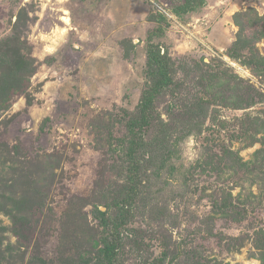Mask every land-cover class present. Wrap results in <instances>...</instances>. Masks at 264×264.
Instances as JSON below:
<instances>
[{
	"label": "rangeland",
	"instance_id": "1",
	"mask_svg": "<svg viewBox=\"0 0 264 264\" xmlns=\"http://www.w3.org/2000/svg\"><path fill=\"white\" fill-rule=\"evenodd\" d=\"M183 2L0 0V264H98L149 45L170 83L115 263L264 264V0ZM241 21L253 53L232 51Z\"/></svg>",
	"mask_w": 264,
	"mask_h": 264
},
{
	"label": "trees",
	"instance_id": "2",
	"mask_svg": "<svg viewBox=\"0 0 264 264\" xmlns=\"http://www.w3.org/2000/svg\"><path fill=\"white\" fill-rule=\"evenodd\" d=\"M204 0H184L183 4L177 6L175 8L176 14H183L192 12L195 7L203 5ZM239 17H245L244 13L236 14ZM163 17V16H162ZM246 18V17H245ZM246 21V19H245ZM242 22V21H241ZM243 26L238 25V34L237 41L232 45V51L237 49L239 46L242 51L246 49L248 52L255 49V42L257 39L254 36H251L249 32H245L244 29L247 27V24L242 22ZM257 29V28H256ZM251 30L257 36L264 37V31L261 30ZM156 34H160V31L153 32L149 34L148 40L151 43L153 36ZM248 34L251 36L249 37ZM147 52L149 55V59L155 63H157V80L155 84L146 89L145 93L142 97V103L139 109V116L131 119L129 124L127 125V134L125 139L120 140V144L126 145V153L121 154L122 159L128 165V174L125 177L120 189L116 190L117 199L113 203L116 207L117 216L113 217L111 220L106 218L105 214L100 209H95L94 217L105 227H109V231L107 234V238L103 241V248H101L98 252V264H116L115 258L119 249V230L125 226L127 222H129V217L131 216V206L138 195V186H137V176H138V164H137V156L135 155L140 151L142 145V133L147 128V124L149 118L146 117V112L151 108L152 102L156 94L166 87V84L170 83V79L167 73V67L165 61L155 55L152 51V48L147 47ZM253 56L261 59L264 62V59L259 57L258 54L253 53ZM124 143V144H123ZM160 264L159 261H155L152 264Z\"/></svg>",
	"mask_w": 264,
	"mask_h": 264
},
{
	"label": "bare ground",
	"instance_id": "3",
	"mask_svg": "<svg viewBox=\"0 0 264 264\" xmlns=\"http://www.w3.org/2000/svg\"><path fill=\"white\" fill-rule=\"evenodd\" d=\"M62 20H63L65 23L67 22V19H66V18H63Z\"/></svg>",
	"mask_w": 264,
	"mask_h": 264
}]
</instances>
